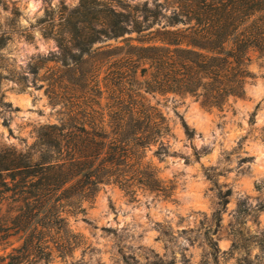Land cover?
I'll use <instances>...</instances> for the list:
<instances>
[{"label": "trees", "instance_id": "trees-1", "mask_svg": "<svg viewBox=\"0 0 264 264\" xmlns=\"http://www.w3.org/2000/svg\"><path fill=\"white\" fill-rule=\"evenodd\" d=\"M116 7L79 0L60 14L57 26L50 13L42 20L43 36L58 47L54 59L41 66L59 63L48 84L62 118L41 127L26 151L0 147V242L18 235L22 241L0 255V264H49V243L62 259L71 256L80 242L62 214L66 209L90 224L82 203L92 200L100 185L126 190L138 179L155 188V171L143 164L145 150L156 144L154 155L163 160L169 154L163 139L171 129L142 94L165 96V101L169 94L190 96L202 108L220 112L230 99L247 98L245 86L255 77L248 70L249 54L264 58V0H145L139 9ZM9 40L10 31L0 27V43ZM111 40L124 46L93 48ZM24 80H15L21 90ZM2 98L6 111H18ZM176 115L186 139L193 141L195 131ZM204 151L194 153V159Z\"/></svg>", "mask_w": 264, "mask_h": 264}, {"label": "rangeland", "instance_id": "rangeland-1", "mask_svg": "<svg viewBox=\"0 0 264 264\" xmlns=\"http://www.w3.org/2000/svg\"><path fill=\"white\" fill-rule=\"evenodd\" d=\"M102 1L132 10L145 0ZM78 4L79 0H0V27L10 31V40L0 43V99L3 95V102L18 109L9 113L0 103V147L26 151L41 127L62 118V107L52 104L48 84L59 63L49 60L41 66L54 59L58 47L53 38L43 36L42 20L50 13L57 26L60 14ZM129 36L134 37L125 35ZM122 46L120 40H111L93 48ZM249 58L248 70L255 77L245 86L247 98L230 99L221 112L202 108L190 96L169 94L165 101V96L142 94L171 129L163 139L169 149L163 160L154 155L156 144L145 150L143 164L155 171V188H146L138 179L126 190L119 184L100 185L93 199L82 203L90 224L65 209L62 217L80 247L62 259L49 243V264H264V58L253 52ZM36 66L42 68L35 75ZM22 76L26 85L21 90L15 80ZM105 96L100 100L103 106ZM176 111L195 131L193 141L186 139ZM203 149L196 161L193 154ZM21 242L19 235L0 242V255H8Z\"/></svg>", "mask_w": 264, "mask_h": 264}]
</instances>
